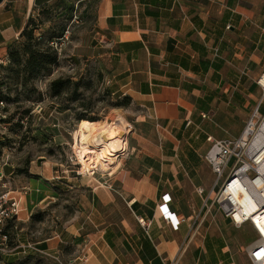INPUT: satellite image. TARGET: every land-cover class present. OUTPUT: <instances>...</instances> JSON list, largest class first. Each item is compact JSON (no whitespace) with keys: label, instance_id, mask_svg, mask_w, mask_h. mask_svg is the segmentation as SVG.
Returning a JSON list of instances; mask_svg holds the SVG:
<instances>
[{"label":"crops","instance_id":"1","mask_svg":"<svg viewBox=\"0 0 264 264\" xmlns=\"http://www.w3.org/2000/svg\"><path fill=\"white\" fill-rule=\"evenodd\" d=\"M54 1L28 0L29 9ZM96 8L89 55L111 94L129 97L128 107L138 112L131 143L100 177L107 187L96 178L88 188L61 183L48 154L25 158L23 166L5 163L0 171L22 194L16 242L39 245L70 264H163L175 256L178 264H235L223 240L204 238L198 245L192 233L213 207L220 222L231 224L212 204L206 137H237L256 106L264 114L256 83L264 73V0H99ZM61 113L50 106L31 126L53 117L56 127ZM34 130L39 143L51 139ZM63 191L77 193L78 205L54 215L59 225L32 243L30 216L54 205ZM165 195L170 201L162 207ZM163 209L177 220L176 229Z\"/></svg>","mask_w":264,"mask_h":264},{"label":"rangeland","instance_id":"2","mask_svg":"<svg viewBox=\"0 0 264 264\" xmlns=\"http://www.w3.org/2000/svg\"><path fill=\"white\" fill-rule=\"evenodd\" d=\"M98 2L99 0H62L60 4H57L58 6L50 5L44 11L29 9L28 0H4L0 4V51L6 50L9 53L11 49H20L22 42L20 34L28 24L36 27L35 37L43 42L49 36L57 35L61 27L65 28L64 35L57 44L53 45L57 62L50 68L51 71H45L21 85L14 70L0 69V99L2 98L6 103V118L0 122V170L6 165L5 163L13 164L15 167L20 163V166H23L25 158H32L34 155L43 153L51 155L55 161V169H57L55 175L59 178L56 180L61 183L76 182L85 187L86 184L92 183L90 180L93 178L103 184L100 180L105 177L102 175L114 169L119 157L107 166L101 165L102 169L107 171H102L100 164L97 163L89 170L86 167L82 168L81 160L84 159L82 153L88 146L85 140L76 134L80 122L77 118L80 115L90 120L95 119L92 121L107 122L114 126L119 125L117 123L122 119L123 127L134 128L132 119L138 114L133 108L124 104L122 97L118 98L116 94H111L105 72L89 55L90 37L95 30ZM74 49L77 50L76 54L81 56L78 59L73 56ZM60 77L70 78L72 83L76 84L75 99L70 96V88L60 97H51L50 82ZM37 104L42 106L41 115L44 109L46 111L48 107L54 105L61 110L64 106L68 109H63L61 115H56L59 121L58 126L52 127L50 123L53 117H49L46 121L39 120L35 128L31 125L36 123V115H41L32 112L31 109ZM37 128L42 129V133L47 134L51 139L43 144L35 140L38 132L34 129ZM129 133L128 131L125 134L124 152L131 143ZM77 169L82 172L81 175L77 176L74 173ZM91 170H93L92 173ZM12 187L15 189L13 184ZM79 199L77 193L63 191L59 192V199L54 205L50 204L43 209L34 210L31 215L34 216V220L32 219L31 225L26 230L31 242L34 243L35 237L40 235L49 236L56 222H59L54 215L59 212L64 214L62 212L64 208L67 213L72 212V208L78 205ZM218 216L220 213L213 207L204 224L197 232L192 233L193 241L198 244L199 240L204 238H219L224 241L227 247L226 252L232 254L235 264H251L246 254V247L255 239L253 230L246 225L236 228L231 224H225L220 222ZM112 217L118 219L119 215L114 213ZM12 231L10 235L13 241L10 245L14 247L17 244V236L16 230ZM192 245L195 246L194 243H191ZM15 250L21 252L14 256L5 255L0 258V264H5L6 261H13L14 264H55L51 257L47 258L39 252L33 251V255L28 251L22 252L24 250L21 247Z\"/></svg>","mask_w":264,"mask_h":264},{"label":"built area","instance_id":"3","mask_svg":"<svg viewBox=\"0 0 264 264\" xmlns=\"http://www.w3.org/2000/svg\"><path fill=\"white\" fill-rule=\"evenodd\" d=\"M55 44H57L56 41L50 43L52 46ZM9 63L7 51H0V69L5 68ZM256 83L264 96V73L258 77ZM5 107L6 103L1 99L0 122L6 118ZM33 111L41 113V104L35 105ZM244 123L237 137L216 139L207 136L206 139L210 146L204 155V160L214 174L210 192L213 194L212 204H216L234 227L248 225L252 228L255 235L254 244L246 247V254L251 264H264V131L262 128L264 114H260L256 106ZM124 151L125 148L120 150L115 155L116 159L120 158L125 153ZM100 169L107 171L101 166ZM74 173L77 176L82 174L78 169ZM102 185L107 187L105 183ZM21 196L22 194L13 189L12 181L0 171V258L14 249L25 247L47 258L51 257L59 264H70L69 261L62 262L56 254L41 249L36 244L17 243L14 247L10 245L13 239L6 227L9 223H13V230L17 229V218L21 211ZM164 200L162 207H166L170 201L167 195L164 196ZM162 212L167 215L166 209ZM167 220L172 222V227L176 229L177 220L168 215ZM139 222L147 228L143 219H139ZM80 259L85 260L86 258L81 256ZM178 262V256H175L163 264H178Z\"/></svg>","mask_w":264,"mask_h":264},{"label":"trees","instance_id":"4","mask_svg":"<svg viewBox=\"0 0 264 264\" xmlns=\"http://www.w3.org/2000/svg\"><path fill=\"white\" fill-rule=\"evenodd\" d=\"M62 0H56L48 5L38 8L39 10H47L50 5L60 4ZM58 6V5H57ZM35 9V10H38ZM34 10V9H33ZM31 20V19H30ZM36 27L28 24L26 28L21 32L20 38L22 39L20 43V49H11L7 55L9 56L10 63L3 69L14 70L17 77L20 80V84L24 85V82L30 81L34 77H37L45 71H51L50 68L57 62V54L51 42H58L59 39L64 35L65 28L61 27L57 35L49 36L44 42L38 40L35 37ZM73 89H72V88ZM76 84L72 83L70 78H57L50 82L51 97H60L68 88L71 89L70 96L77 97ZM2 99V98H1ZM0 99V100H1ZM123 102L126 106L129 105L131 99L129 97H122ZM62 110L68 109V107H61ZM60 109V108H59ZM78 121L81 120H95L91 118H85L84 115H80L77 118ZM23 171V170H22ZM34 216H31L33 219ZM34 220V219H33ZM41 220V219H40ZM13 223H9L6 227L7 231L13 233ZM5 264H14L13 261H6Z\"/></svg>","mask_w":264,"mask_h":264},{"label":"bare ground","instance_id":"5","mask_svg":"<svg viewBox=\"0 0 264 264\" xmlns=\"http://www.w3.org/2000/svg\"><path fill=\"white\" fill-rule=\"evenodd\" d=\"M121 120L117 123L119 124L117 126L107 122H89L85 120L79 122V129L76 134L85 140L88 146L82 153L84 159H80L84 168L86 167L89 170L95 167L96 163L100 166H107L115 162V155L125 144V134L133 130L132 127H123L124 124H121ZM262 128L264 131V124ZM253 244L254 242L250 245Z\"/></svg>","mask_w":264,"mask_h":264},{"label":"water","instance_id":"6","mask_svg":"<svg viewBox=\"0 0 264 264\" xmlns=\"http://www.w3.org/2000/svg\"><path fill=\"white\" fill-rule=\"evenodd\" d=\"M4 0H0V4L3 2Z\"/></svg>","mask_w":264,"mask_h":264}]
</instances>
